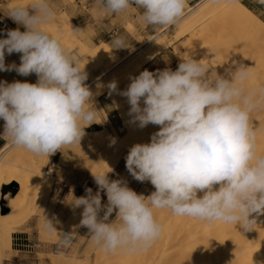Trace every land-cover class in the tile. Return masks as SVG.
<instances>
[{"label": "clouds", "instance_id": "9594fccd", "mask_svg": "<svg viewBox=\"0 0 264 264\" xmlns=\"http://www.w3.org/2000/svg\"><path fill=\"white\" fill-rule=\"evenodd\" d=\"M94 3L105 17L136 8L138 20L157 31L183 17L187 0ZM7 15L25 31L8 30L7 38L0 39V71L14 68L23 76L35 73L38 80L0 82V119L5 122L0 138L47 156L79 144L84 129L96 122L97 112L80 59L41 27L55 15L50 0L16 5ZM111 45L128 47L118 34ZM6 52L22 53L21 63L6 66ZM208 70V65L189 57L175 71L144 70L121 93L131 106L133 123L140 128L160 126L150 143L133 145L125 158L133 178L149 181L155 191L148 197L137 194L122 179L110 180V169L93 174L98 186L94 194L86 188L84 196H73V208L83 207L80 226L105 251L135 253L151 247L163 230L155 209L240 225L245 231L256 224L250 218L253 213L264 214V155L257 154L251 121V113L264 107V86L247 87L253 78L251 67L240 65L230 73L231 79L215 71L209 76ZM116 88L115 82L109 84L110 91ZM101 191L106 192L107 204L101 202ZM114 211L116 219L109 222Z\"/></svg>", "mask_w": 264, "mask_h": 264}, {"label": "rangeland", "instance_id": "374dc122", "mask_svg": "<svg viewBox=\"0 0 264 264\" xmlns=\"http://www.w3.org/2000/svg\"><path fill=\"white\" fill-rule=\"evenodd\" d=\"M75 1L50 0V4L58 15L66 12L70 15L71 19L73 15L83 17L88 21L90 25L82 29L75 26L73 22L74 29L80 30V32H76L79 42L85 43L91 49H95L103 42L111 45L112 37H97L93 39V36H98L109 28V17L101 14L94 0H81V3L88 8V11L83 6L75 8ZM207 1L210 0H200L198 3L188 5L191 8L190 12H193L195 15L191 20L188 21L187 19H190L191 16H187L182 20H178L175 25L162 28L157 34L151 36L149 40L153 39L150 42L144 41V38L136 42L129 35L121 32L120 28H113L114 32H111V34L123 36L128 46L113 49L119 58L128 54L129 56L118 67L113 68L107 78L92 85L89 78L85 81L93 96L95 95L92 98V100L94 99L92 102L97 116L96 122L84 129H104L109 133L111 140L108 138L109 141L106 140L105 144H103L101 138L99 139L98 137L81 138L79 144L66 145L60 151L49 156L46 155L47 160L44 161L46 165L44 171L47 173L46 175L49 180H51L52 186H50L48 191L50 194L47 193L44 200L35 207L37 214H31V216L24 218L23 224L16 227L14 232L11 233V250L7 249L3 252L4 254L2 255L4 256H0V264H40L37 259L39 254H53L55 252V243L60 240L65 232L75 235L73 244H71L72 247L70 246L66 253H72L77 248V264H115V262L118 264V259L122 261V264H125L135 260L139 254H145L144 264H154L152 251L156 247L157 240L147 250L135 253H130L127 250L105 252L101 245L96 244L91 239L89 230L86 227L80 226L82 212H77L71 203L73 196L80 197L86 188L98 190V186L93 179V174L108 172L110 169L111 171L107 173L110 180L122 179L137 194H143L145 197H148L155 191L154 186L149 181L139 182L134 179L125 166V158L129 149L137 143H143L141 138L146 136L151 137L155 132H153L149 125L140 128L138 122H132V117L129 115L131 106L128 103L127 97L121 95L129 84L123 85L122 83L118 84L115 82L117 86L116 90L110 91L109 84L114 82V79L110 78L112 74H117L118 78L121 79H128L136 67L138 68L137 71L139 70V74L144 70L155 73L158 70L166 68L175 71L179 63L189 57L208 65L212 71L219 69L221 72L228 71L230 74L231 72H235L240 65H243L251 67V71L254 73L256 68L250 65V61L258 59V54L260 53V48L255 46L254 40L261 39L264 36V30L259 32L244 30L233 35L231 33L235 30H233L234 25L232 24L229 26L227 33L218 34L211 32L213 28L211 26L208 27L205 22H199L190 34L185 37H176L183 29V26L185 27V25L188 26L198 21L199 15L196 16V14L199 11H203V5ZM241 1L259 6L257 2L251 3L249 0ZM8 11L7 7H0V39L7 38V31L15 29L13 25L17 24L7 15ZM257 13H259V15L255 13L257 16L264 19V12L257 9ZM263 19L262 21L264 22ZM19 27L25 31L22 25H19ZM116 31L118 32L116 33ZM203 48H208L211 53L206 50L202 52ZM21 55L22 53L15 52L9 55L6 52L5 65L10 66L14 64L18 66L21 63ZM88 64L86 61L81 62V65L85 69L89 66ZM37 80L38 76L35 73L23 76L18 74L14 68L0 71V82L12 83L20 81L35 84ZM104 87L108 88L107 91L97 94ZM126 120L129 124L125 123ZM4 123L3 119H0V133L4 131ZM8 143H10V140H7L4 145ZM12 147L13 149L8 150L3 159L6 158V155L10 151L14 152L18 148L13 145ZM27 159L25 158V161L21 160L22 164L27 165L31 161V158ZM17 190L16 183L13 185L6 184L2 192L15 193ZM101 202L102 204H107L105 191H101ZM4 203L6 202L3 200L2 204ZM37 210L39 211L37 212ZM2 212L8 214L11 212V209L3 208ZM42 215H44V218ZM100 215L103 216V211ZM42 219L48 220L47 225L41 224ZM115 219L116 212L114 211L109 218V222ZM6 221L8 220L5 219L4 222ZM47 226H50V229ZM149 257L151 258L150 260Z\"/></svg>", "mask_w": 264, "mask_h": 264}, {"label": "bare ground", "instance_id": "6f19581e", "mask_svg": "<svg viewBox=\"0 0 264 264\" xmlns=\"http://www.w3.org/2000/svg\"><path fill=\"white\" fill-rule=\"evenodd\" d=\"M30 2L31 0H0V7L5 6L10 10L16 5L26 6ZM203 6V11L196 14V16L199 15L198 21L183 26L181 31L178 29L180 32L176 37H185L190 34L199 22H205L208 27L213 28L211 32L218 34L227 33L229 26L232 24L234 25L233 30H235V33H231L233 35L244 30L251 32L264 30L262 19L241 0H210ZM29 11L31 14L32 10L29 9ZM190 11L191 8L186 5L183 17L178 20H182L187 16H191L190 19H187L188 21L191 20L195 15ZM41 27L49 34L57 37L66 49L78 56L80 66L90 79L91 85L107 78L113 68L118 67L129 56L128 54L119 58L107 42L101 43L95 49L79 42L78 34L74 32L76 30L73 27V20L66 12L61 15L55 12L53 19ZM254 44L260 48V53L258 59L250 61V65L256 69L253 78L247 82L248 88L264 86V36L261 39H255ZM204 50L209 51L208 48H203L201 51ZM82 61L89 63L87 69L81 65ZM137 69V67L134 68L133 74L128 79L118 78L117 74H112L110 78H113L114 82L118 84H130L131 78L139 74ZM214 71L224 78L231 79L228 71L221 72L219 69ZM212 72V69L209 68L207 75H211ZM107 89V87H104L97 94L106 92ZM141 106L143 107V101H141ZM251 121L257 133V154L264 155V107L257 108L251 113ZM125 123L129 124L127 120ZM149 126L155 133L160 129L159 125L149 124ZM84 133L82 138L98 137L101 138L103 144L110 138L109 133L104 129L95 130L91 128L84 130ZM150 140L151 137L149 136L141 138L143 143H150ZM10 149H13L11 142L0 149V256L4 254L5 250H11V233L14 232L16 227L23 224L24 218L31 216V214L35 215V207L44 200L47 193L50 194L48 191L52 186L51 180L44 171L46 166L44 161L47 160L46 155H35L22 147H18L14 152L10 151L3 159V156ZM25 158H31L27 165L21 162V160L25 161ZM15 183L18 188L15 193L2 192L4 185ZM96 191L92 190L93 194ZM85 194L84 191L81 196ZM198 195L202 196L203 193H198ZM3 200L6 203L2 204ZM3 208H10L11 212L4 214L2 212ZM76 211L82 212L83 207L76 208ZM154 213L163 229L157 239L156 247L152 251L154 264H264V214L253 213L250 218H255L256 224L253 225V229L245 231L240 225L228 224L222 221L205 222L189 216H176L167 209H155ZM42 217L44 218V215ZM5 219L8 221L4 222ZM47 221L42 219L41 224L47 225ZM48 228L50 229V226ZM63 236L64 240L70 242V247L73 244L75 235L65 232ZM37 259L40 264H77V248L68 254L66 251L39 254ZM144 260L145 254H139L135 260H130L131 262L125 264H144ZM117 262L122 264L119 259Z\"/></svg>", "mask_w": 264, "mask_h": 264}, {"label": "crops", "instance_id": "0c3cea01", "mask_svg": "<svg viewBox=\"0 0 264 264\" xmlns=\"http://www.w3.org/2000/svg\"><path fill=\"white\" fill-rule=\"evenodd\" d=\"M249 1L251 3H254V2L258 3V0H249ZM196 2L198 3V2H200V0H187V5L190 6V4L196 3ZM247 4H249V3H247ZM258 5L260 7L255 5V4H253V5L249 4V8L253 12H255L257 15H259V13H257V9L259 11H261V12H264V4L258 3ZM70 6L72 7V5H70ZM78 6H83V8H87L86 5H83L81 3V0H76L75 1V6L74 7L76 8ZM87 6H90V5H87ZM133 7H135L134 4H133ZM87 11H88V8H87ZM138 16H139V11L136 8H130V9L122 12L119 15L113 14L111 17H109V19H110L109 24L107 23L109 28H107L105 31L100 33L98 36H93V39H96L97 37H99V38H102V37H107V38L113 37V34H111V32H114L113 28L114 27H118V28H120L121 32L129 35L130 37H132V40H135L136 42L140 41L141 38H144L145 39L144 41H146V42L147 41L150 42L153 39L152 38L151 40H149L151 38V36L157 34L162 28H164V27H161V28H159L156 31L153 28V26H151V25L146 27L141 21L138 20ZM72 20H73L75 26H77V27H79L81 29L90 25L88 23V21L85 20V18L80 17V16L77 17V16H73L72 15ZM112 20H113V22H112ZM13 27L15 29L19 28V30L23 32V30L19 27V25L15 24V25H13ZM129 27H131V28L129 29ZM117 32L118 31H116V33ZM6 141L7 140H5L3 138H0V148L6 143Z\"/></svg>", "mask_w": 264, "mask_h": 264}, {"label": "built area", "instance_id": "2783aa9c", "mask_svg": "<svg viewBox=\"0 0 264 264\" xmlns=\"http://www.w3.org/2000/svg\"><path fill=\"white\" fill-rule=\"evenodd\" d=\"M64 236H62L60 238V240H58L57 243H55L54 245V251L56 252H62V251H67L69 249V245L70 242H67L66 240H64L63 238Z\"/></svg>", "mask_w": 264, "mask_h": 264}, {"label": "trees", "instance_id": "16d2710c", "mask_svg": "<svg viewBox=\"0 0 264 264\" xmlns=\"http://www.w3.org/2000/svg\"><path fill=\"white\" fill-rule=\"evenodd\" d=\"M243 3L249 7V4H247L246 2H243Z\"/></svg>", "mask_w": 264, "mask_h": 264}]
</instances>
